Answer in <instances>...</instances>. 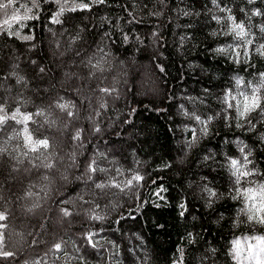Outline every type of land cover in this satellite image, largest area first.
Instances as JSON below:
<instances>
[{"label":"trees","instance_id":"16d2710c","mask_svg":"<svg viewBox=\"0 0 264 264\" xmlns=\"http://www.w3.org/2000/svg\"><path fill=\"white\" fill-rule=\"evenodd\" d=\"M262 27L264 0L0 9V264H238L264 237V116L236 110L264 108Z\"/></svg>","mask_w":264,"mask_h":264},{"label":"snow or ice","instance_id":"6c2138e0","mask_svg":"<svg viewBox=\"0 0 264 264\" xmlns=\"http://www.w3.org/2000/svg\"><path fill=\"white\" fill-rule=\"evenodd\" d=\"M92 2L104 3V0H92ZM213 2H215V0H213ZM248 2L251 3V2H253V0H248ZM12 3H13V0H8L7 3L0 2V9L8 8V7H10L12 5ZM81 7L82 8H88L89 4H83V5H81ZM73 10H75V9H73ZM256 14L258 15L259 13H256ZM31 18H33V17L28 16L27 13H25L24 16H20L19 13H17V12H14L12 17H11V19L13 21H17V22H19L21 20H25V19H31ZM228 19H234V18L228 17ZM54 22L59 23V20L55 19V17H54ZM4 23H5V25H9V21L8 20H5ZM9 27H10V25H9ZM261 31L264 32V27L261 28ZM233 32L235 33V36L238 37V38H244L245 35H246V33L244 31L243 24H234ZM9 34H14V33H12L10 31ZM24 39H30V37H24ZM125 39H127V37H125ZM247 43H251V41L249 40V41H247ZM261 48H264V45H261ZM218 51H224V49H218ZM261 54L264 55V52H261ZM89 63H91V61ZM94 67H98V65H94ZM238 83H239V81H238ZM101 91L104 92V93H109L110 92V90L107 89V88L101 89ZM255 91H256V89H253L254 93H255ZM241 95L244 97V99H243V111L240 110L239 106H237V108H236V110L238 112V115L240 117H244L246 114H249L252 111H255L257 108H260V114L262 116H264V108L260 107V98L258 96L253 94L251 97H249L247 95H244V93H241ZM57 106L59 108H61V109H65V108L68 107L65 104H58ZM229 107L231 108V107H233V105L229 104ZM0 110H2V109H0ZM17 111H19V110H17ZM68 115L71 116L72 113L69 111ZM11 118L15 119V115H13V117H11ZM4 119H5L4 117H0V123H3ZM24 119L28 120V119H30V117L25 116ZM195 119L197 121H200V117L199 116H196ZM17 122L19 123L20 121H17ZM97 131H99V129H97ZM26 139L30 141L31 137L29 136ZM39 147L47 148L48 147V141L46 139L45 140L36 141L35 142V146L31 148V151H36ZM241 152H243V149H241ZM243 160H244V166H246L247 163H250V161L248 160L247 155H245L243 157ZM230 163H231L232 169H234L233 175L236 177V181L235 182L237 184L240 183L242 177L251 175V172H249V171H241V167H238V165H240V161H238L236 159H232ZM92 164H95V161H93ZM46 167H51V165L50 164L46 165ZM97 170L98 169L96 167H93L91 164L89 165V171L90 172H96ZM99 171H105V170L104 169H99ZM134 179L138 181V180L142 179V177L135 176ZM128 183L131 184L132 181L129 180ZM96 187L97 188H104L105 185L104 184H97ZM253 193H254V190L252 188H248V189H245L243 191V195L246 196L249 199L253 198ZM260 201H261L260 207H259V209H257V211L264 212V186L260 187ZM64 214L68 215L69 213L65 212ZM5 218L6 217L2 213H0V220H4ZM95 218L99 219L100 217H95ZM248 218H249V220H252L253 216H249ZM259 222L260 223H264V217H261ZM0 227H3V225H0ZM253 239H257L260 243H264V237H254ZM89 242H91L90 238H89ZM0 243H2V234H0ZM238 244H239V241H235L234 242V245L238 246ZM60 247H61L60 244H56L55 245L56 249H60ZM251 248H252V246L250 245V250H251ZM260 253H264V248H260L259 252L256 254L257 258H258L257 259V264H264V260L259 259V254ZM0 255L8 257V256H11L12 253H10V252H0Z\"/></svg>","mask_w":264,"mask_h":264},{"label":"rangeland","instance_id":"374dc122","mask_svg":"<svg viewBox=\"0 0 264 264\" xmlns=\"http://www.w3.org/2000/svg\"><path fill=\"white\" fill-rule=\"evenodd\" d=\"M254 237L237 240L239 244L238 246L235 245V253L238 264H257L258 258L256 254L259 252L260 248H264V243H260L257 239H253ZM250 245L252 246L251 250ZM259 259L264 260V253L259 254Z\"/></svg>","mask_w":264,"mask_h":264},{"label":"bare ground","instance_id":"6f19581e","mask_svg":"<svg viewBox=\"0 0 264 264\" xmlns=\"http://www.w3.org/2000/svg\"><path fill=\"white\" fill-rule=\"evenodd\" d=\"M255 7V6H254Z\"/></svg>","mask_w":264,"mask_h":264}]
</instances>
